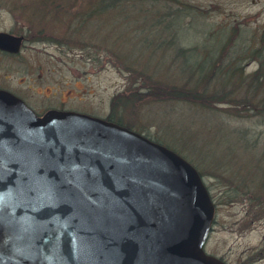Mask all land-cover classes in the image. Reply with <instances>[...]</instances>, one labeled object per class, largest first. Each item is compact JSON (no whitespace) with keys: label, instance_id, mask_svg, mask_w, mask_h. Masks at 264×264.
Masks as SVG:
<instances>
[{"label":"rangeland","instance_id":"374dc122","mask_svg":"<svg viewBox=\"0 0 264 264\" xmlns=\"http://www.w3.org/2000/svg\"><path fill=\"white\" fill-rule=\"evenodd\" d=\"M41 1L0 0L1 29L30 25L38 36H30L35 47L27 45L14 60L15 88L38 103L103 118L119 106L116 119L172 148L201 173L223 222L212 224L206 253H225L231 264L247 250H255L248 264L259 250L264 257V69L243 86L239 77L241 66L245 76L258 71L260 61L264 66V0H140L99 13L98 0H56L54 18ZM186 52L198 53L197 65L206 54L225 65L230 97L207 102L212 108L160 100L153 92L138 101L143 72L148 85H196L201 69L190 77ZM260 80L259 89H250ZM206 83L202 92L219 87L216 80Z\"/></svg>","mask_w":264,"mask_h":264},{"label":"water","instance_id":"95a60500","mask_svg":"<svg viewBox=\"0 0 264 264\" xmlns=\"http://www.w3.org/2000/svg\"><path fill=\"white\" fill-rule=\"evenodd\" d=\"M23 37L0 32V48ZM196 167L105 118L38 116L0 90V264H225Z\"/></svg>","mask_w":264,"mask_h":264},{"label":"trees","instance_id":"16d2710c","mask_svg":"<svg viewBox=\"0 0 264 264\" xmlns=\"http://www.w3.org/2000/svg\"><path fill=\"white\" fill-rule=\"evenodd\" d=\"M134 1H140V0H98L96 4V10L97 12L94 13H99L102 12L105 8H113V7H117L122 3H129V2H134ZM142 1V0H141ZM149 1H153V2H159L160 0H149ZM42 5L41 8L44 9L43 11L49 16V17H53L51 13L56 14V9L58 10V5H60L61 3H59L56 0H42ZM58 2V3H57ZM55 4H58L56 6V8L54 7ZM103 9V10H102ZM41 11V10H40ZM89 14H87V16L85 15H81V18L83 17H88ZM62 24L65 25L67 24L65 21H62ZM75 27V26H74ZM212 52L214 51V48L211 49ZM183 52V51H182ZM211 52V53H212ZM258 55V57H260V60L262 59V56L259 54H262L259 51V54L256 53ZM197 55L198 53H185V62L187 63V66L189 68L188 72L191 78H193L194 75H196V71L194 68H196V66H198L201 70V74L199 75L197 73V82L196 85L194 87H190L189 84H185V85H181L180 87H161L158 84L160 82H157L153 85H148L146 84L149 80L148 75H146L144 72L143 74V78L144 81L146 83H144V88H142V90H144L145 92L143 94H139V96H137V100L138 101H142V98H144L145 96H147L148 93L153 92L155 93L156 97H158L160 100H180V101H184L187 103H193V104H198L201 105L204 108H212V106L210 107V105L207 106V102H210L211 100L217 101V102H221L223 103V101L227 100L230 97V93L228 91H231V87L230 84L227 82L228 77L226 74H224V68L225 65H221L218 64L214 58V56L211 55H205L202 60V63L199 65H197ZM263 63L262 61H260V68L259 70L256 72H254L253 74L249 75V76H245L244 75V70L242 68V66L239 68L240 74L239 77H241L243 79L241 86H243V84L247 81V79L249 77L254 79H257L260 75V72L264 69L263 68ZM231 76V73H229ZM201 75H205L204 77H200ZM217 81L219 87L215 88V90H213V92H208V91H204L202 92V89L205 87L206 89H209L208 87V83L206 82H212V81ZM262 80L257 81L254 84V88H250L253 90H257L259 89V86L261 85ZM226 89L228 91H226ZM120 96V95H119ZM249 96V95H248ZM117 98V97H116ZM130 101H125L123 104H129ZM243 105H238V108H241ZM118 108L119 106H115V104H113V110H112V115H109V117H107L108 120L110 121H114L120 125L126 126L130 129H132V125L129 123H124L122 118H118L116 119L114 116H119L117 114L118 113ZM214 109V108H213ZM150 137V136H149ZM152 140L159 142L156 139L151 138ZM160 143V142H159ZM170 148V147H169ZM172 149V148H171ZM175 151V150H174Z\"/></svg>","mask_w":264,"mask_h":264},{"label":"flooded vegetation","instance_id":"af4514ba","mask_svg":"<svg viewBox=\"0 0 264 264\" xmlns=\"http://www.w3.org/2000/svg\"><path fill=\"white\" fill-rule=\"evenodd\" d=\"M42 28H44V27L43 26H41V27L37 26V29L42 30ZM74 30H75L74 26H72V28L67 27L65 29L66 32H70V31L73 32ZM34 31L35 30L30 25L29 26H22V27L20 25L19 27H17V29H10V30L0 28V32L7 33L10 35H14V36H22L23 37L21 47L16 52L8 50V49L0 48V90L10 92L13 95H15L16 97L20 98L38 116H43L46 113H48L49 111L55 110V111H73V112H78V113H83V114H88L91 116L99 117V115L94 114V112H91L92 114L87 113V112H84L83 110H80L79 108H74L71 106L66 108L64 106L57 105L58 103H45V102L38 103L39 102L38 99L36 97L34 98L32 95L30 96L29 92H25V91L21 90V88L20 89L15 88V84H13V77H12L14 75V60H15V58L21 56L23 50L26 48L27 45L35 47L34 43L38 42V41H36V40L31 41V39H30L31 38L30 36H32V38H34V39L38 38V36L35 34L31 35ZM28 97H29V99H28ZM215 205H216L215 206V218H214L213 223H214V225L218 224V225L222 226L223 222L219 218V205L218 204H215ZM235 224L238 225L239 221H237ZM212 229H213V227H212ZM254 251L255 250H252L251 252L248 250L245 251L242 254V255H244V254L245 255L240 259L239 263H234V264H248L247 261L252 256ZM262 252H263L262 250H259V252L255 256V258H257V259L250 260V263L255 261L254 264H259L257 261L264 259V257L260 256V255H262ZM216 257H218L225 264H231V262L229 261L228 255L225 253L218 254V255H216Z\"/></svg>","mask_w":264,"mask_h":264}]
</instances>
